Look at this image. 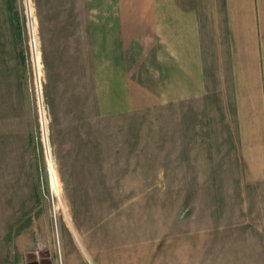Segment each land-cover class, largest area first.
<instances>
[{
  "label": "rangeland",
  "instance_id": "374dc122",
  "mask_svg": "<svg viewBox=\"0 0 264 264\" xmlns=\"http://www.w3.org/2000/svg\"><path fill=\"white\" fill-rule=\"evenodd\" d=\"M138 3L0 0V264H264L218 66L158 107L151 66H107Z\"/></svg>",
  "mask_w": 264,
  "mask_h": 264
},
{
  "label": "crops",
  "instance_id": "0c3cea01",
  "mask_svg": "<svg viewBox=\"0 0 264 264\" xmlns=\"http://www.w3.org/2000/svg\"><path fill=\"white\" fill-rule=\"evenodd\" d=\"M138 2L124 21L121 50H109L107 66H151L157 107L210 93L206 68L218 66L239 165L249 180L263 181L264 0Z\"/></svg>",
  "mask_w": 264,
  "mask_h": 264
}]
</instances>
